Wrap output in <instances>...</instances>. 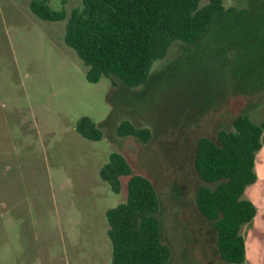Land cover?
Segmentation results:
<instances>
[{
	"label": "rangeland",
	"instance_id": "rangeland-1",
	"mask_svg": "<svg viewBox=\"0 0 264 264\" xmlns=\"http://www.w3.org/2000/svg\"><path fill=\"white\" fill-rule=\"evenodd\" d=\"M32 1L0 0V264H110L106 213L126 200L128 181L116 194L100 177L114 152L156 188L169 264H221L213 226L196 207L194 158L201 137L232 130L238 115L264 121V0H223L203 38L173 41L136 88L117 77L87 81L65 43L83 0H49L65 8L60 21L40 19ZM83 117L101 140L77 132ZM124 119L150 129V141L118 136ZM253 230L252 221L241 232Z\"/></svg>",
	"mask_w": 264,
	"mask_h": 264
},
{
	"label": "trees",
	"instance_id": "trees-1",
	"mask_svg": "<svg viewBox=\"0 0 264 264\" xmlns=\"http://www.w3.org/2000/svg\"><path fill=\"white\" fill-rule=\"evenodd\" d=\"M200 1L83 0L81 8L71 11L65 43L88 68V82L117 77L127 87L136 88L147 82L153 64L166 57L173 41L199 42L210 24L226 11L223 0H210L204 7ZM65 3L62 0L63 6ZM30 9L46 21L67 16L64 7L52 10L49 0H33ZM228 11L237 13L235 8ZM76 130L88 140L103 138L102 130L89 117L81 118ZM116 132L143 143L152 136L150 129L127 119L119 123ZM263 133L264 121L256 124L247 114H240L232 130H220L215 139L201 137L197 142L194 170L201 184L195 203L216 233L221 264H246L241 231L254 220L257 208L245 193L258 178L255 166ZM100 177L116 194L121 193V179L128 178L126 200L106 213L110 264H169L172 250L163 241L161 202L152 181L133 174L128 160L118 152L102 166Z\"/></svg>",
	"mask_w": 264,
	"mask_h": 264
},
{
	"label": "crops",
	"instance_id": "crops-1",
	"mask_svg": "<svg viewBox=\"0 0 264 264\" xmlns=\"http://www.w3.org/2000/svg\"><path fill=\"white\" fill-rule=\"evenodd\" d=\"M261 142L262 148L257 154L255 166L258 178L246 190L248 199L257 208L253 234L245 238L248 264H264V133Z\"/></svg>",
	"mask_w": 264,
	"mask_h": 264
}]
</instances>
